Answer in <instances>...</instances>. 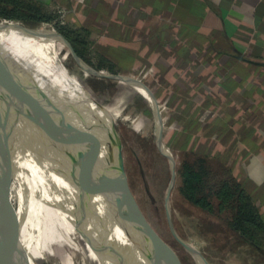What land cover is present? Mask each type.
<instances>
[{
    "label": "rangeland",
    "instance_id": "obj_1",
    "mask_svg": "<svg viewBox=\"0 0 264 264\" xmlns=\"http://www.w3.org/2000/svg\"><path fill=\"white\" fill-rule=\"evenodd\" d=\"M64 4L46 10L48 13H45L51 15L53 12L55 17L50 22H20L19 27L26 30L45 27L58 33V28L65 26L72 29H91L89 49L78 52L67 41L75 54L98 72V75L79 68L67 46L39 38L14 39L32 56L55 70L60 77L69 80L74 89L81 87L85 93L91 95L92 101L83 94L72 93L75 102L81 106L84 121L93 130H100L98 134L102 135L98 136L97 146L104 154L107 153V143L110 141L109 120L100 118L94 99L111 113L120 134L130 189L145 218L167 245L166 249L175 264H197L194 255L179 243L176 236L197 250L208 264H264V253L245 243L228 228L226 220L229 213L218 212L216 215H210L186 202L180 194L183 163L199 164L203 159L210 169L218 173L223 172L225 168L230 169L238 182L254 194L255 185L251 176L253 166L250 164L254 157L257 160L262 157L258 153L240 151L237 147V112L235 106L226 102L229 96L223 84L226 76L224 65L218 66L219 69L206 77L204 72L189 73L180 69L175 65L177 62L171 53L160 56L150 54L147 57L135 55L146 42L151 51L154 41H110L109 24L93 23L92 8L82 6L76 1L71 6ZM3 20L0 18V23L4 22ZM115 44L118 46H114ZM120 77L140 80L144 93L136 92L119 79ZM200 82L202 86L198 89L196 87ZM236 94L237 91L234 92V95ZM144 95H151V99L158 105L162 117V120L159 119L158 132L160 134L162 131L163 141L171 150L172 164L168 153L160 150L156 144L153 111ZM206 95L211 100L206 98ZM184 101L190 102V105H186ZM125 115L128 119L123 120ZM2 116L0 130L11 132V128L3 124L7 116ZM16 130L15 136L24 138L25 130L21 127ZM110 143L111 149L115 150L116 143ZM7 150L8 154L14 157V163H17L15 171L0 167L5 180L10 182L12 175H16L20 181H33L32 175L25 172L24 165L21 164L25 162L27 150ZM261 169L263 171H258L264 180V168ZM30 193L32 195L33 189ZM23 194L11 198L7 189L0 185V209L8 215L13 213L14 223L9 218V231L13 233L15 240L16 233L25 231L24 223H29L26 218L22 217L21 220L20 217L26 207L25 193ZM95 201L101 206V212L108 208L101 197L96 195ZM256 204L264 217V200L258 199ZM14 207H17V211ZM104 214L107 215V212ZM3 227L8 226L4 217L0 216L2 239ZM8 247L16 260L17 245ZM97 248L96 253L103 259L118 263L107 245L100 244Z\"/></svg>",
    "mask_w": 264,
    "mask_h": 264
},
{
    "label": "crops",
    "instance_id": "obj_2",
    "mask_svg": "<svg viewBox=\"0 0 264 264\" xmlns=\"http://www.w3.org/2000/svg\"><path fill=\"white\" fill-rule=\"evenodd\" d=\"M31 1L45 12L62 3L86 5L93 9V23L109 24L110 41L152 40L151 51L146 42L135 55L171 53L175 65L189 73L200 71L207 77L224 65L226 102L237 112V147L262 157L250 164L255 185L251 194L255 201L264 200L258 171L264 168V66L256 64H264V0Z\"/></svg>",
    "mask_w": 264,
    "mask_h": 264
},
{
    "label": "bare ground",
    "instance_id": "obj_3",
    "mask_svg": "<svg viewBox=\"0 0 264 264\" xmlns=\"http://www.w3.org/2000/svg\"><path fill=\"white\" fill-rule=\"evenodd\" d=\"M19 25V23L7 21L0 23V49L10 52L15 58L26 62L29 66L35 67L43 75L55 81L72 103L80 120L88 125L82 116L81 106L75 102L72 93L83 94L89 99H92L91 95L85 93L81 87L76 88L74 86V89L70 85L71 82L69 80L63 76L60 77L55 70L32 56L14 39L17 37L39 38L65 46L60 37L55 31H50L45 27L36 30H26L20 28ZM73 60L77 63L75 59ZM124 82L136 92L144 93L143 84L140 86L135 79L125 77ZM144 98L148 100V104L153 111L154 136L156 137L160 135L158 132L159 108L148 95H144ZM94 100L95 104H97L100 118H107L102 111L105 109L104 106L96 98ZM108 113L111 115L110 112ZM2 114L7 116L3 124L5 123L11 128L13 135L17 132L16 128L18 127L25 130L24 138L19 140L31 148V150H27L25 162L21 164L24 165L25 172L32 175L33 181H27L26 179L25 181H20L16 175H12L11 183L7 182L5 180L6 177L2 176L0 169V185L7 189V193L11 198L25 193L26 207L23 211L24 214L20 217L21 220L23 219L22 217L26 218L30 224L27 223L28 226L23 222L25 231L15 234L17 242L13 233L9 231L10 219L12 220L13 213L8 215L6 211L0 209V216L4 217L8 226L2 228L3 241L7 243V246L17 245L16 261L21 264H28V262L31 264H118L108 262L109 260L106 261L96 253V248L100 244H105L113 251H116L119 245L125 258L133 263L143 264V257L139 251L133 248L132 243L126 239L123 231L116 227L112 218L104 214L107 209L103 210V213L101 212V206L95 201V194H92L90 198V206L95 213L97 212L96 217L102 216L108 227H106V224L100 223L96 217H83L76 212L75 206L78 199L76 184L78 183L75 182L83 184L84 180L79 170L69 159L53 150L34 130L24 123V120L12 112L0 111V117H3ZM1 127L2 125L0 124V129ZM96 132L98 134L100 130ZM105 135L107 136V134ZM91 144L98 148L97 143L91 142ZM159 145L168 153L169 161L172 164L173 156L170 148L162 139L159 140ZM26 182H29V184H26ZM31 189H33L32 195L30 193ZM14 208L17 211V207ZM12 222L14 223V220ZM108 228H111L112 232ZM194 258L197 264H205L199 253H196Z\"/></svg>",
    "mask_w": 264,
    "mask_h": 264
},
{
    "label": "water",
    "instance_id": "obj_4",
    "mask_svg": "<svg viewBox=\"0 0 264 264\" xmlns=\"http://www.w3.org/2000/svg\"><path fill=\"white\" fill-rule=\"evenodd\" d=\"M56 34L70 49L79 67L94 75L99 74L75 54L62 34ZM256 64L264 66L263 63ZM124 78L119 79L124 81ZM0 111L12 112L24 120L53 150L65 155L79 170L84 183L75 182L78 183L75 206L78 214L83 217H96L97 212L91 208L90 198L92 194L101 197L108 207L107 216L123 231L133 248L139 251L143 264H175L166 249L167 245L145 218L130 189L120 134L115 121L105 109L102 111L109 120L110 131L106 154L91 144L98 143V136L101 135L80 120L72 103L55 81L35 67L15 58L10 52L0 49ZM158 116L162 120L160 110ZM11 132L0 130V167L15 171L14 157L8 154L7 149L26 151L31 148ZM161 134L162 131L156 136V144L160 150L166 152L159 145ZM111 141L116 143L115 150L111 149ZM96 218L108 227L102 216ZM108 230L112 232L111 228ZM176 238L193 255L199 253L178 236ZM111 250L118 264H136L123 256L119 245L116 251ZM204 261L208 264L205 258ZM0 264H21L12 257L9 247L1 238Z\"/></svg>",
    "mask_w": 264,
    "mask_h": 264
},
{
    "label": "trees",
    "instance_id": "obj_5",
    "mask_svg": "<svg viewBox=\"0 0 264 264\" xmlns=\"http://www.w3.org/2000/svg\"><path fill=\"white\" fill-rule=\"evenodd\" d=\"M0 18L4 21L36 24L50 22L55 17L45 13L42 7L31 0H0ZM58 29L78 52L90 48L91 29H72L68 26ZM184 103L190 105L188 101ZM126 119L127 115L123 120ZM161 135L163 140V133ZM200 162L183 163L181 196L189 204L210 215L229 213L226 220L228 228L245 243L264 253V217L252 194L238 182L230 169L225 168L218 173L210 169L204 159Z\"/></svg>",
    "mask_w": 264,
    "mask_h": 264
}]
</instances>
